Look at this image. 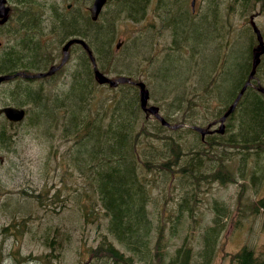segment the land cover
<instances>
[{
	"label": "trees",
	"instance_id": "1",
	"mask_svg": "<svg viewBox=\"0 0 264 264\" xmlns=\"http://www.w3.org/2000/svg\"><path fill=\"white\" fill-rule=\"evenodd\" d=\"M21 1L31 8L33 0ZM152 1L118 0L104 22L92 20L89 13L75 5L67 12L51 4L52 12L46 18L33 12L25 17H17L19 26L8 25V59L0 61V72L46 70L62 56V50L55 44L59 45L77 35L88 41L99 66L106 73L125 70L129 75L134 67L135 54L146 51L148 39L144 36L138 39L135 47L127 46L128 57L118 59L121 64H115V29L124 17L144 20ZM178 1L158 0L155 10L172 8L171 3ZM200 32L193 49L202 57L203 67L198 83H190L186 95L185 89L181 90L168 103V108L174 111L182 109V119L199 118L201 122H206L224 112L249 78L252 46L244 35L240 36L239 41L246 42L241 54H238L237 45H233L231 50L228 49V57L227 53L224 55L221 70L213 72L219 61L220 48L204 46L208 39L212 41L210 25L201 24ZM208 52L212 57L206 56ZM73 58L72 64L42 78L49 81L65 69L68 78L65 89L51 94L44 82L36 87L25 80L23 96L17 92L11 95L21 99L19 103L29 108V115L23 124L35 127L43 141L50 145L48 156L54 153L57 158L55 172L50 176L59 179H53L50 188L46 187V181V185L38 190L24 189V195H29L36 206L45 212L56 211L58 204L65 208L68 198L72 199V191L61 197L63 188H54V185L57 182L66 185L65 177L70 176L78 203L74 215L79 213L86 221L98 218L95 211L98 208L90 205L93 196L97 198L104 213L105 229L98 234L99 242L89 247L85 264H191L194 255L197 256V264H210L222 232L220 214L225 211V204L215 200L213 208L216 214L213 224L203 232L202 249L194 252L190 247L180 246L167 262L165 224L161 217L158 222L153 221L151 205L154 210H159L157 202L168 204L174 198L177 182L182 185L191 182V187H184L180 192L193 194L201 188L202 182L208 186L215 180L236 181L230 161L234 157L241 162V175L246 169L244 164L247 158L255 159L250 170L254 176L260 175L261 180L264 177V93L249 84L235 112L229 116L226 131L203 136L195 125L206 128L213 122L207 125L195 121L180 123L165 117L172 124L180 125L172 127L164 124L155 115L141 109V86L137 82H121L119 86L100 85L94 77L91 58L81 44L71 46V59L68 62ZM182 59V56H177L163 62L166 66L163 75L172 78L166 82L169 91L175 88L179 90L186 85V76L181 77L184 67ZM256 79L264 82V54L257 67ZM256 79L253 81L255 84ZM204 80L207 82L206 88L202 84ZM225 86L228 89L231 86L229 100L223 107H217L214 105L216 99L227 98L228 92L222 90ZM101 90H113L114 93L102 96ZM15 134L7 124L0 126L1 145L14 148ZM236 147V152L229 150ZM154 189L157 190L156 194ZM186 194L179 202L175 220L181 218L183 208L189 209ZM50 198H53V206L48 203ZM253 208L264 213V196L254 201ZM179 227L178 223L173 222L171 232L176 233ZM64 237H68V234L65 233ZM42 245L57 247L52 225L45 229ZM232 259L238 264H264V253L258 255L245 246Z\"/></svg>",
	"mask_w": 264,
	"mask_h": 264
},
{
	"label": "rangeland",
	"instance_id": "2",
	"mask_svg": "<svg viewBox=\"0 0 264 264\" xmlns=\"http://www.w3.org/2000/svg\"><path fill=\"white\" fill-rule=\"evenodd\" d=\"M57 1H62L61 4L63 5V2L67 4L72 0ZM157 1L153 0L149 4L150 8L144 20L136 21L134 18L124 17L117 23L113 44L115 46L118 40H123L124 44L127 45L125 47L123 45L124 48L117 50L113 56L114 62L115 64H121L118 59H126L128 48L135 47L138 39L145 36L148 39L147 49L143 53L135 54L134 67L130 69L129 76L135 81L143 80L146 83L150 91L147 105L160 106L159 113L162 116L173 121L177 120L180 123L195 121L207 125L208 122H213L208 124L206 129H209V131L203 136L215 133L223 134L216 130L219 123L214 120L201 122L199 118L182 119V109L174 111L168 108V103L181 90L185 89L184 95H186L189 84L198 83L203 65L202 57L193 50L195 47L186 48L180 43L171 44V38L175 42L182 39V33L176 18L185 17L184 6L190 7V0H180V6H177L175 10L165 8L163 11L155 10V6L158 4ZM91 2L92 0H84V8L86 9V5L89 6ZM117 2L104 9L100 21L104 22V19L110 15L111 9L114 8L113 5ZM152 3L154 4L152 7L153 15L156 17L154 26L147 23ZM196 6L199 11L202 7L201 1H198ZM217 7L218 9L211 13L216 19V26L211 24L213 30V35L211 34L212 41L208 39L207 44H204V46L210 48L214 45L216 48H220L219 61L213 72L220 71L219 68L224 62V55L227 52L229 53L233 45H237L239 48V55L242 49L245 48L246 42L239 41L240 37L236 35L237 33L243 36L245 30H247L244 39L252 47L257 44V30H260L264 36V0H219ZM11 24H13V21ZM192 25L195 27V23ZM161 28H165L169 34L165 33L161 37ZM156 38L161 39L158 46L154 43ZM167 38L169 43L165 42ZM183 39L184 41L194 40V36L191 34L189 37L185 34ZM197 39H199V36ZM57 46L60 50L62 49V43L59 45L56 43L55 47ZM127 46L128 48H126ZM92 51L94 50L92 49ZM177 56L183 57L181 63L184 67L181 77L186 76V85L181 86L179 90L172 87L175 89L169 91L166 89V82L172 80V78L163 75L166 67L163 62L170 58H177ZM206 56L212 57V54L208 52ZM60 59L61 56L57 61ZM73 61L74 58L66 64V67L72 64ZM174 62L171 64H174ZM175 64L177 65L176 62ZM116 72L112 70L107 74L111 77L128 75L125 70ZM168 73L174 74L175 72L169 71ZM37 79L33 80L36 81ZM38 84L39 82L34 83V85ZM202 84L206 88L207 82L205 80ZM67 85L68 78L64 69L53 79L47 80L46 88L52 94L57 90L65 89ZM104 89L106 88L104 87ZM230 89L231 86H229V89L226 86L222 88L223 92H228L226 94L227 98L216 99L214 101L215 106L223 107L227 103L229 100L228 95L231 93ZM109 93H114V91H100L102 96ZM139 103L144 112H149L160 119L156 112L145 110L142 107L140 94ZM192 114L195 115L196 113L193 111ZM229 123L230 119L226 121V127ZM13 132H16L14 148L3 149L0 146V264H85L84 261L85 259L87 261L89 256V247L99 242L98 234H101L105 229L104 213L97 198L93 196V202L90 203L91 206L98 208V210H95L98 215L95 221H86L79 213L74 215V209L78 207L77 200L74 197V182L73 180L71 182L70 176H66V185L57 182L54 188H63L61 197L72 191V199L68 198L67 207L64 208L58 204L56 211L49 212L38 208L29 195H24V189L28 191L38 190L46 185V181H48L46 187L50 188L52 180L57 181L59 179L50 176L55 172L57 158L54 153L48 156L50 145L48 142L43 141L35 127L18 124L14 126ZM229 150L236 152L237 147L229 148ZM230 161L232 163L231 171L235 172L238 182L215 180L208 186L202 182L201 188L196 189L193 194L180 192L184 187H191V182L185 185L177 182L174 187V198L168 204L157 202L156 207L159 210H154L151 205L153 221L158 222L161 217V221L165 224L166 262L171 255L177 253L180 246L190 247L194 252L202 249L204 245L203 232L208 225L213 224V218L216 214L213 208L216 199L222 201L226 209L220 214L222 232L216 242L214 256L210 264H238L237 261H233L232 256L245 246L252 248L258 255L264 253V213L260 209L254 210L253 208L254 201L264 196V177L260 180V175L254 176L251 173L250 167L256 161L253 158L248 159L247 163L245 162L246 169L242 175L239 173V165L241 164L239 158L234 157ZM154 192L156 194L157 190L154 189ZM185 194L189 198V209L183 208L181 218L175 220L179 210V202ZM52 201L53 198H50L48 203L53 206ZM173 222L181 223L176 233L171 232ZM194 224H196V228L193 227ZM48 225H52V231L59 245L57 247L42 245V237ZM65 233L68 234V237H64ZM196 257V255L192 256L191 264H197ZM180 258L182 259V257Z\"/></svg>",
	"mask_w": 264,
	"mask_h": 264
},
{
	"label": "flooded vegetation",
	"instance_id": "3",
	"mask_svg": "<svg viewBox=\"0 0 264 264\" xmlns=\"http://www.w3.org/2000/svg\"><path fill=\"white\" fill-rule=\"evenodd\" d=\"M51 1L55 0H33V3L31 5V8L27 7V3L21 2L20 0H6L5 5L9 7V16L13 13H15L16 16L18 17H25L26 15L30 14V12L38 13L43 16V18H46L50 15L52 10L50 9ZM76 0H72L71 2L67 3L68 6L65 8V11H70L71 6ZM21 3L24 8H19L17 9L16 6ZM153 3L151 4V8L153 7ZM212 3H209V6L211 7ZM66 6V5H65ZM88 5H86L87 10ZM82 11V8H81ZM192 13L197 12V10H192L189 11L187 10L185 13L187 16L183 18H176V22L178 23V26L181 30L182 33V39L179 40L178 42H175L171 38V44H176L180 43L183 44L184 46L187 47H195L196 42L195 39H197L198 36H200V26L201 24H204L205 26L211 24L213 26H216V19L215 16L211 13V9L205 10L202 15L197 14L196 16H192ZM9 20V18H8ZM8 20L5 22L1 21L0 17V52H1V57L0 61H5L7 60V45H8ZM147 23H149L150 26H154L156 23V17L153 15V8L150 10V15L148 16ZM193 23H195V27H193ZM187 34L189 37L192 34L194 36V40L190 41H184L183 36ZM161 40H158V38L155 39L154 43L156 46L159 45ZM54 42L56 43V39H54ZM215 46V45H214ZM21 75H16L15 77H12L10 79H5L0 81V109L7 105H16V106H21L19 103L21 99H15L13 96L10 95V92L12 94L18 93L19 96H23V89H24V84L25 81ZM20 121H12L10 120L7 115L4 113V111H0V126L3 124H8L10 123L12 127L15 126L16 123ZM1 146V143H0ZM1 148H3L1 146Z\"/></svg>",
	"mask_w": 264,
	"mask_h": 264
},
{
	"label": "water",
	"instance_id": "4",
	"mask_svg": "<svg viewBox=\"0 0 264 264\" xmlns=\"http://www.w3.org/2000/svg\"><path fill=\"white\" fill-rule=\"evenodd\" d=\"M106 2V0H94L93 4L90 6V10H91V17L93 19H97L99 16V13L104 5V3ZM194 2V0H193ZM8 10L9 8L5 5V0H0V17H2L1 21H6L8 18ZM258 34V39H259V45L254 49V53H253V57H254V61H253V69L250 73V77H253L256 71V67L257 64L259 62V58L258 56L264 52V39L263 36L261 34L260 31L257 32ZM73 42H80L84 45V47L88 50L89 55L91 56V60L93 62L94 65V75L95 78L98 82L100 83H109L110 85H117L119 82L121 81H130L131 78L127 77V76H119L117 78H112L110 76H108L107 74H105L102 70H100L97 66V62L95 59V56L92 53V50L90 49L88 43L82 39V38H77L74 37L70 40H68L64 46H63V58L61 60L60 63L58 64H54L52 65L48 70L46 71H39L36 73H22L23 76L25 77H42V76H46V75H51L53 74L55 71H57L58 69H60L62 67V65L68 60L69 56H70V50L69 47L71 46V44ZM121 41L119 40L117 42V47H119L121 45ZM15 75V74H14ZM13 75L10 74H3L0 75V81L3 79H8L10 77H12ZM250 83V79H248L246 81V83L243 85V87L241 88V90L239 91V93L237 94L236 98L234 99V101L232 102V104L229 106V108L226 110V112L221 116L220 120H221V124L218 127V131L219 132H224L225 131V119L226 117L235 110L237 103L239 102L242 94L244 93V90L246 89L247 85ZM141 86V104L142 107L145 110H149L152 112H157L158 111V106L156 105H147V101L149 98V90L146 88V85L144 82H140L139 83ZM258 88L264 92V86L259 85ZM4 110L7 114V116L15 121L21 120L23 119L24 115H25V109L22 107H16V106H7L4 107L3 109H0V111ZM163 122H166L163 118H162ZM173 126H177V125H173ZM198 129H200L202 132H204L203 128L201 127H196Z\"/></svg>",
	"mask_w": 264,
	"mask_h": 264
},
{
	"label": "bare ground",
	"instance_id": "5",
	"mask_svg": "<svg viewBox=\"0 0 264 264\" xmlns=\"http://www.w3.org/2000/svg\"><path fill=\"white\" fill-rule=\"evenodd\" d=\"M92 50V49H91ZM92 53H93V51H92ZM94 55V54H93ZM95 59H96V57H95ZM97 61V60H96ZM98 63V62H97ZM108 75V74H107ZM109 76V75H108ZM119 76H127V77H130L131 78V80L130 81H121V82H133V81H135V80H133L132 79V77L131 76H129V75H119ZM119 76H116V77H112V78H117V77H119ZM111 77V76H110ZM121 82H119L118 84H120ZM135 82H137L138 84L140 83V82H144L143 80H140V81H135ZM145 83V82H144ZM117 84V85H118ZM117 85H114V86H117ZM140 85V84H139ZM145 85H146V83H145ZM146 88L149 90V88L146 86ZM149 97H150V91H149ZM147 104H148V101H147ZM156 106H158V105H156ZM159 108H160V106H158V111L156 112L157 113V115H158V117L161 119V121L163 122V120H162V118L166 121V122H163L164 124H167V125H169V126H172V127H177V126H179L180 124H172L170 121H168L164 116H162L160 113H159ZM152 112V111H151ZM173 125H177V126H173ZM195 127H201V128H203V130H204V132H202L203 133V135L207 132V131H209V129H206V128H204V127H202V126H199V125H195ZM198 129V128H197ZM218 129V128H217ZM216 129V130H217ZM200 130V129H199ZM218 131V130H217ZM253 148H255V147H253Z\"/></svg>",
	"mask_w": 264,
	"mask_h": 264
}]
</instances>
